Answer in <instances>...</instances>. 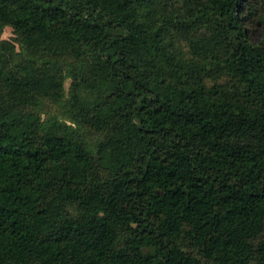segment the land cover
Listing matches in <instances>:
<instances>
[{"label": "trees", "instance_id": "trees-1", "mask_svg": "<svg viewBox=\"0 0 264 264\" xmlns=\"http://www.w3.org/2000/svg\"><path fill=\"white\" fill-rule=\"evenodd\" d=\"M0 264H264V0H0Z\"/></svg>", "mask_w": 264, "mask_h": 264}, {"label": "rangeland", "instance_id": "rangeland-1", "mask_svg": "<svg viewBox=\"0 0 264 264\" xmlns=\"http://www.w3.org/2000/svg\"><path fill=\"white\" fill-rule=\"evenodd\" d=\"M259 35H260V32H259L258 28H255L251 34V37L253 40H256L259 38ZM1 36L3 38H12L14 36L13 28L11 26L4 27ZM68 84H69V81L66 82V86H68Z\"/></svg>", "mask_w": 264, "mask_h": 264}]
</instances>
